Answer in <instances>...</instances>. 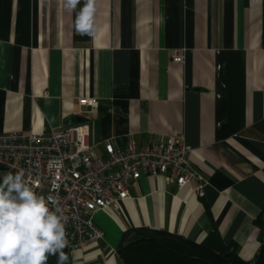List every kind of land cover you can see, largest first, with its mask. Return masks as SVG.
<instances>
[{
	"label": "crops",
	"instance_id": "obj_1",
	"mask_svg": "<svg viewBox=\"0 0 264 264\" xmlns=\"http://www.w3.org/2000/svg\"><path fill=\"white\" fill-rule=\"evenodd\" d=\"M83 3L68 12L63 0H0V133L74 116L97 154L108 139L123 148L182 134L206 183L198 195L196 180L143 176L117 208L95 213L105 236L71 250L72 264H125L118 249L139 239L210 264H230L231 246L254 257L264 243V0H96L93 34L75 28ZM84 96L99 106L80 115Z\"/></svg>",
	"mask_w": 264,
	"mask_h": 264
},
{
	"label": "built area",
	"instance_id": "obj_2",
	"mask_svg": "<svg viewBox=\"0 0 264 264\" xmlns=\"http://www.w3.org/2000/svg\"><path fill=\"white\" fill-rule=\"evenodd\" d=\"M173 61L184 62L183 53L174 55ZM78 104L81 115L97 108L99 99L84 96ZM89 134L84 122L40 133H0V181L5 173L23 169L35 181L38 194L57 197L66 218L67 253L104 238L95 213L117 208L143 176H163L179 187L196 180L194 192L203 195L206 179L191 162L192 147L182 134L142 144L130 139L123 148L108 139L102 143V154L93 151Z\"/></svg>",
	"mask_w": 264,
	"mask_h": 264
},
{
	"label": "clouds",
	"instance_id": "obj_3",
	"mask_svg": "<svg viewBox=\"0 0 264 264\" xmlns=\"http://www.w3.org/2000/svg\"><path fill=\"white\" fill-rule=\"evenodd\" d=\"M96 0H84L75 19L76 31L93 34ZM81 0H63L68 12ZM66 218L57 197L35 190V181L23 169L7 172L0 181V264H48L57 256V264H66L68 246Z\"/></svg>",
	"mask_w": 264,
	"mask_h": 264
},
{
	"label": "trees",
	"instance_id": "obj_4",
	"mask_svg": "<svg viewBox=\"0 0 264 264\" xmlns=\"http://www.w3.org/2000/svg\"><path fill=\"white\" fill-rule=\"evenodd\" d=\"M66 264H72L69 253ZM125 264H210L202 259L174 251L154 239H139L118 249ZM225 253L230 264H264V243L261 244L257 254L245 259L241 257L234 247H226Z\"/></svg>",
	"mask_w": 264,
	"mask_h": 264
},
{
	"label": "water",
	"instance_id": "obj_5",
	"mask_svg": "<svg viewBox=\"0 0 264 264\" xmlns=\"http://www.w3.org/2000/svg\"><path fill=\"white\" fill-rule=\"evenodd\" d=\"M80 120V118H77V117H71L70 119H68V121H67V125H70V124H73V123H75L76 121H79ZM260 240L262 241V242H264V232H262V234H261V236H260Z\"/></svg>",
	"mask_w": 264,
	"mask_h": 264
}]
</instances>
